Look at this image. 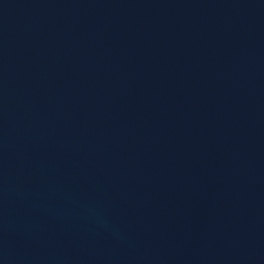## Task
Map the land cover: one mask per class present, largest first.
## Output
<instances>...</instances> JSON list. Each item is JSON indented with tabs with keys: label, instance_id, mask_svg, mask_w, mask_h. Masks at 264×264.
<instances>
[{
	"label": "water",
	"instance_id": "obj_1",
	"mask_svg": "<svg viewBox=\"0 0 264 264\" xmlns=\"http://www.w3.org/2000/svg\"><path fill=\"white\" fill-rule=\"evenodd\" d=\"M264 108V0H0V229L121 188Z\"/></svg>",
	"mask_w": 264,
	"mask_h": 264
}]
</instances>
